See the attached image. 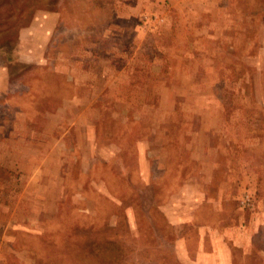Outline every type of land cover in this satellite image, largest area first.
<instances>
[{
  "label": "rangeland",
  "instance_id": "1",
  "mask_svg": "<svg viewBox=\"0 0 264 264\" xmlns=\"http://www.w3.org/2000/svg\"><path fill=\"white\" fill-rule=\"evenodd\" d=\"M83 254L264 264V0H0V264Z\"/></svg>",
  "mask_w": 264,
  "mask_h": 264
},
{
  "label": "trees",
  "instance_id": "2",
  "mask_svg": "<svg viewBox=\"0 0 264 264\" xmlns=\"http://www.w3.org/2000/svg\"><path fill=\"white\" fill-rule=\"evenodd\" d=\"M83 256H85V259H88L89 261H92V262H94V263H97V264H100V263H101V258L98 259V260L96 261V260H94V259L91 257L90 254H89L88 256L85 255V254H83ZM101 264H102V263H101ZM111 264H112V263H111Z\"/></svg>",
  "mask_w": 264,
  "mask_h": 264
},
{
  "label": "crops",
  "instance_id": "3",
  "mask_svg": "<svg viewBox=\"0 0 264 264\" xmlns=\"http://www.w3.org/2000/svg\"><path fill=\"white\" fill-rule=\"evenodd\" d=\"M200 251H205L204 249H201ZM211 253V252H210Z\"/></svg>",
  "mask_w": 264,
  "mask_h": 264
}]
</instances>
